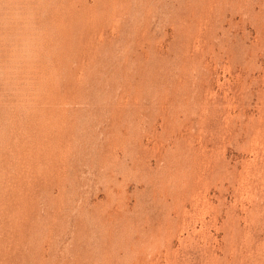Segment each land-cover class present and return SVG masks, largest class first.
<instances>
[{"label": "rangeland", "instance_id": "1", "mask_svg": "<svg viewBox=\"0 0 264 264\" xmlns=\"http://www.w3.org/2000/svg\"><path fill=\"white\" fill-rule=\"evenodd\" d=\"M0 264H264V0H0Z\"/></svg>", "mask_w": 264, "mask_h": 264}, {"label": "bare ground", "instance_id": "2", "mask_svg": "<svg viewBox=\"0 0 264 264\" xmlns=\"http://www.w3.org/2000/svg\"><path fill=\"white\" fill-rule=\"evenodd\" d=\"M55 57V56H54ZM34 73V72H33ZM31 76V75H30ZM27 79V78H26ZM63 86V85H62ZM20 95V94H19Z\"/></svg>", "mask_w": 264, "mask_h": 264}]
</instances>
